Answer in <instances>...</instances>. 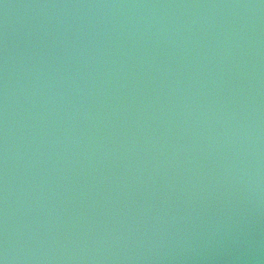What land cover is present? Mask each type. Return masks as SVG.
<instances>
[{
  "label": "water",
  "instance_id": "water-1",
  "mask_svg": "<svg viewBox=\"0 0 264 264\" xmlns=\"http://www.w3.org/2000/svg\"><path fill=\"white\" fill-rule=\"evenodd\" d=\"M0 264H264V0H0Z\"/></svg>",
  "mask_w": 264,
  "mask_h": 264
}]
</instances>
